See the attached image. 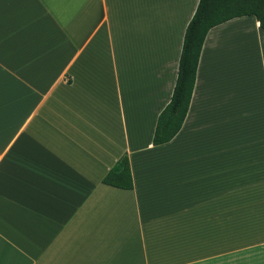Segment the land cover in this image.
<instances>
[{"label": "crops", "instance_id": "obj_1", "mask_svg": "<svg viewBox=\"0 0 264 264\" xmlns=\"http://www.w3.org/2000/svg\"><path fill=\"white\" fill-rule=\"evenodd\" d=\"M199 0H0V264H264V29L211 27L154 145ZM127 154L133 187L102 182Z\"/></svg>", "mask_w": 264, "mask_h": 264}, {"label": "trees", "instance_id": "obj_2", "mask_svg": "<svg viewBox=\"0 0 264 264\" xmlns=\"http://www.w3.org/2000/svg\"><path fill=\"white\" fill-rule=\"evenodd\" d=\"M253 15L264 29V0H199L183 37L178 71L169 102L157 117L152 143L171 140L182 126L192 95L198 59L208 30L231 18ZM102 182L132 188L133 178L127 154H122L106 172Z\"/></svg>", "mask_w": 264, "mask_h": 264}]
</instances>
